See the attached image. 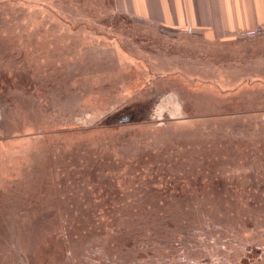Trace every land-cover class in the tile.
I'll return each mask as SVG.
<instances>
[{
	"label": "rangeland",
	"instance_id": "rangeland-1",
	"mask_svg": "<svg viewBox=\"0 0 264 264\" xmlns=\"http://www.w3.org/2000/svg\"><path fill=\"white\" fill-rule=\"evenodd\" d=\"M221 256L264 264V30L0 0V264Z\"/></svg>",
	"mask_w": 264,
	"mask_h": 264
},
{
	"label": "crops",
	"instance_id": "crops-1",
	"mask_svg": "<svg viewBox=\"0 0 264 264\" xmlns=\"http://www.w3.org/2000/svg\"><path fill=\"white\" fill-rule=\"evenodd\" d=\"M117 9L164 28L228 41L264 30V0H113ZM257 31V32H258Z\"/></svg>",
	"mask_w": 264,
	"mask_h": 264
},
{
	"label": "clouds",
	"instance_id": "clouds-1",
	"mask_svg": "<svg viewBox=\"0 0 264 264\" xmlns=\"http://www.w3.org/2000/svg\"><path fill=\"white\" fill-rule=\"evenodd\" d=\"M214 264H231V261L227 257L221 256L214 260Z\"/></svg>",
	"mask_w": 264,
	"mask_h": 264
},
{
	"label": "built area",
	"instance_id": "built-area-1",
	"mask_svg": "<svg viewBox=\"0 0 264 264\" xmlns=\"http://www.w3.org/2000/svg\"><path fill=\"white\" fill-rule=\"evenodd\" d=\"M258 31V30H257ZM256 30H250L247 32V34H254L255 32H257Z\"/></svg>",
	"mask_w": 264,
	"mask_h": 264
},
{
	"label": "trees",
	"instance_id": "trees-1",
	"mask_svg": "<svg viewBox=\"0 0 264 264\" xmlns=\"http://www.w3.org/2000/svg\"><path fill=\"white\" fill-rule=\"evenodd\" d=\"M50 230H52V229H50Z\"/></svg>",
	"mask_w": 264,
	"mask_h": 264
}]
</instances>
